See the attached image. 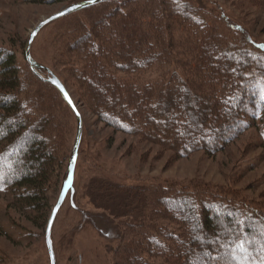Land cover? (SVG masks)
<instances>
[{
    "label": "trees",
    "instance_id": "16d2710c",
    "mask_svg": "<svg viewBox=\"0 0 264 264\" xmlns=\"http://www.w3.org/2000/svg\"><path fill=\"white\" fill-rule=\"evenodd\" d=\"M111 2L102 20L88 13L94 4L82 8L56 43L59 63H70L78 72L87 106L100 120L180 156L219 151L250 126L264 139V42L236 37L221 43L217 33L190 32V24L200 25L197 1ZM172 62L185 78L175 66L163 83L128 78L155 63ZM33 72L39 84L52 85ZM20 74L15 53L0 47V190L38 210L67 174L70 150L63 122L50 120V103H42L45 96L37 90L30 102L22 96ZM86 185L89 195L92 188L101 189L96 197L106 200L113 191L123 193L107 206L111 214L130 216L120 224L125 256L122 260L116 247V264H141L147 256H161L163 264H260L264 258V211L238 200L228 188L222 195L136 187L105 175L91 177ZM240 238L254 240L247 255L235 246Z\"/></svg>",
    "mask_w": 264,
    "mask_h": 264
},
{
    "label": "rangeland",
    "instance_id": "374dc122",
    "mask_svg": "<svg viewBox=\"0 0 264 264\" xmlns=\"http://www.w3.org/2000/svg\"><path fill=\"white\" fill-rule=\"evenodd\" d=\"M78 1L82 0H0V47L15 53L24 90L22 96L28 101L34 100V90L45 96L42 103L44 107L48 101L50 103V120L54 123L61 120L64 124V144L70 152L76 133L75 114L54 86L38 83L40 80L25 58V45L31 29L40 20ZM111 1L103 0L94 4L88 13L93 19H104L108 15L107 9H112ZM193 1L200 5L201 15L197 16L196 21L199 26L189 25L190 32L195 31L199 36L217 33V40L221 43L236 37L245 42L246 39L264 42V0ZM81 9L44 25L33 39L30 49L35 60L48 66L63 81L83 120L73 183L52 225L51 238L56 264H116V247L122 260L125 256L120 245V239L122 243L124 241L122 237L125 231L120 224L130 216L111 214L107 208L112 207L118 201L117 196L122 197L123 193L113 191L106 200L96 197L101 189L92 188L94 191L89 195L86 183L94 176L105 175L127 186L186 187L192 191L219 192L222 195L227 193L228 188V192L237 194L234 197L238 200L257 203L264 211V139L254 126L239 133L219 151L195 150L180 156L137 134L132 135L107 125L88 108L85 90L83 93L84 88L81 89L83 83L75 78L78 72L71 70L70 63H59L56 44L61 33L69 28ZM182 35L186 37V32ZM210 54H215V51L211 50ZM174 66L177 67V73L185 78L176 62L171 65L155 63L134 71L128 78L141 84L163 83L171 79ZM39 72L47 76L45 70ZM177 101L180 99L176 98ZM249 110L253 114V108ZM63 178L51 187L38 210L28 209L10 192L0 190V264H50L45 230ZM136 257L131 258L133 260ZM144 259L141 264L164 262L161 256H147Z\"/></svg>",
    "mask_w": 264,
    "mask_h": 264
},
{
    "label": "water",
    "instance_id": "95a60500",
    "mask_svg": "<svg viewBox=\"0 0 264 264\" xmlns=\"http://www.w3.org/2000/svg\"><path fill=\"white\" fill-rule=\"evenodd\" d=\"M103 0H96L95 3L101 2ZM90 2V0H82L78 2H73L71 4H68L61 8L60 10L51 13L47 17L43 18L40 20L30 31L28 34L27 40H26V45H25V58L28 61L30 67L32 70L35 72L39 73V70H45L47 72V76L44 77L46 81H48L50 84H52L61 94L62 98L66 102V104L72 109L73 113L75 114L76 118V133H75V138L74 142L72 145V149L70 152V156L67 162V174L63 178L59 193L57 196V199L51 209L48 222L46 225V230H45V242L48 250V255H49V260L50 264H56V257H55V252L53 248V243H52V238H51V231H52V225L54 222V219L56 217V214L61 207L70 187L72 186L73 179H74V170H75V164H76V159H77V150H78V145L80 142L81 134H82V129H83V120H82V115L77 107L74 99L72 98L71 94L69 93L67 87L63 83V81L46 65L39 63L37 60L33 58L31 55L30 49H31V44L35 36L37 35L38 31L46 24L49 22L56 20L60 17H63L71 12H74L76 10H79L81 8H84L86 6L95 4Z\"/></svg>",
    "mask_w": 264,
    "mask_h": 264
},
{
    "label": "snow or ice",
    "instance_id": "6c2138e0",
    "mask_svg": "<svg viewBox=\"0 0 264 264\" xmlns=\"http://www.w3.org/2000/svg\"><path fill=\"white\" fill-rule=\"evenodd\" d=\"M90 2L95 3L96 0H90ZM262 235H264V231H262ZM235 246L239 251H241L247 255L248 254V248L254 247V240L240 238V239H238ZM260 250L264 251V245L261 246ZM260 264H264V258H261Z\"/></svg>",
    "mask_w": 264,
    "mask_h": 264
}]
</instances>
